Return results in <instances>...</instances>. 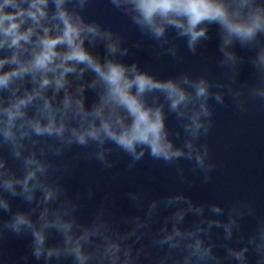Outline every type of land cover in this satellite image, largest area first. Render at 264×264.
<instances>
[{"label":"clouds","instance_id":"9594fccd","mask_svg":"<svg viewBox=\"0 0 264 264\" xmlns=\"http://www.w3.org/2000/svg\"><path fill=\"white\" fill-rule=\"evenodd\" d=\"M95 3L0 0V260L9 237L28 236L30 252L9 264H264V216L246 232L245 218L257 217L247 199L129 190L134 213L117 215L105 195L83 219L85 194L63 182L80 160L110 171L126 157L133 171L147 156L189 188L182 161L210 183L217 164L203 138L215 106L264 108V0H107L138 33L131 42L90 17ZM145 38L161 65L185 62L180 41L195 56L215 39L219 74L161 76L129 59ZM95 195L89 185L87 199Z\"/></svg>","mask_w":264,"mask_h":264},{"label":"water","instance_id":"95a60500","mask_svg":"<svg viewBox=\"0 0 264 264\" xmlns=\"http://www.w3.org/2000/svg\"><path fill=\"white\" fill-rule=\"evenodd\" d=\"M89 15L124 31L130 42L139 38L127 18L112 10L107 0H97V3L89 9ZM179 43L181 51L186 56L182 64L175 63L169 57L163 58V65L155 62L151 52L152 42L146 38L143 46L140 49H134V55L129 59H138L142 65L149 66L153 71L165 77L182 71L193 75L205 70L210 76L219 74L216 67L218 54L215 39L208 43L202 54L195 56L187 51L182 41ZM250 71V66H246L241 78L247 79ZM88 95L90 103L92 94ZM213 121L211 133L207 138H203L209 144L211 158L217 164L210 183L202 184L198 174L189 172L190 164L187 161H182V163L185 165L189 179L194 181L191 188L176 180L173 170L167 165L153 161L147 156L137 164L133 171L127 170L126 157L110 171L101 170L96 162L80 160L75 171L65 176L63 182L69 188L70 193L85 194L81 201V218L90 219L105 195L109 198V204L112 200L116 201L113 211L119 215L124 212H135L126 196L129 190L143 189L150 196L185 191L199 202H217L230 206L232 202L240 199L251 201L257 208V217H246L243 227L246 232L252 230L257 218L264 216V108L252 107L247 114L241 115L229 100L225 106H215ZM168 125L173 130L178 128L179 125L174 115H169ZM117 173L120 177L118 183L113 180V175ZM89 185L96 193L91 200L86 196ZM17 206L25 207L18 199H14L13 207ZM29 241L28 236L9 237L4 242V258L0 260V264H9L10 261L29 253ZM55 241L56 237H52L49 242L54 243ZM217 251L223 254L222 248ZM28 264H39V262L30 257Z\"/></svg>","mask_w":264,"mask_h":264}]
</instances>
